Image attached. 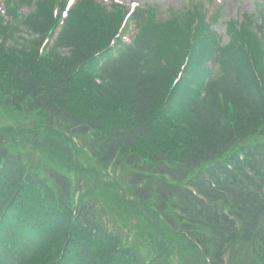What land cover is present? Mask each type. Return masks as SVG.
Segmentation results:
<instances>
[{
	"label": "trees",
	"instance_id": "obj_1",
	"mask_svg": "<svg viewBox=\"0 0 264 264\" xmlns=\"http://www.w3.org/2000/svg\"><path fill=\"white\" fill-rule=\"evenodd\" d=\"M63 8L0 0V108L85 140L95 167L43 168L0 125V264H157L176 239L189 264H264V41L230 22L221 46L196 10L137 9L112 58L127 11Z\"/></svg>",
	"mask_w": 264,
	"mask_h": 264
},
{
	"label": "rangeland",
	"instance_id": "obj_2",
	"mask_svg": "<svg viewBox=\"0 0 264 264\" xmlns=\"http://www.w3.org/2000/svg\"><path fill=\"white\" fill-rule=\"evenodd\" d=\"M109 1L111 2V0H109ZM118 1L121 3H128V4L135 2L138 5L142 4L143 6L145 4L146 5L152 4L157 8L156 13H157L158 18L164 19L170 13L176 12L179 10H183L185 7H188L192 3L198 2L200 0H118ZM220 1L223 5V10L221 12V16H222L221 22H226V20L236 19L245 13H252L254 11L257 3H262L264 0H220ZM107 4H110V3H107ZM217 31H218V33H220L223 36L224 27L219 26V28H217ZM223 41L225 44L228 43V39L226 37L223 38ZM3 115H5V114L0 108V125H2L1 127L12 126L13 124H18V123H20V125H17V126H22V127L23 126L29 127L31 125L29 123V121L22 123L23 121L19 120V117L17 115L16 116L14 115V119H9V120L7 119V116H3ZM3 119H4V121H3ZM38 122L40 124L39 128H41L42 133H45V131L47 130L46 129L47 124L39 118H38ZM52 137H53V135H52ZM96 193L98 196H102L103 198H104V196H106L105 194L103 196L104 192L100 191V189H99V191L96 190ZM94 197H96L95 194H94ZM105 199H106V202H110L111 198H105ZM101 204L104 205V203H101ZM105 207L107 209L112 210L115 213H117L118 216L122 215V218H124L126 220L125 225H130V224L133 226L139 225V222L136 219H134L133 217L128 220L127 217H125V215H123L126 209L120 208L118 203L116 206L105 204ZM126 212H128V211H126ZM140 227H138V228L129 227V231L131 232V234L133 236L136 237V235L142 234L141 231H139ZM137 242H138V244H140V250L145 251L146 255H147L149 246L148 245L143 246V244L140 241H137ZM172 244H173L172 249L167 250V252L164 253V256L157 262V264H189V261H186V260H188L189 256L194 254L196 248L193 246H189L185 243L183 244L179 239L178 240L176 239V241ZM155 255H158V253H155L153 255V257ZM169 257H170V259H169ZM241 259L235 253L232 256H229L226 258V264H246L248 257L247 258L245 257L243 260H241Z\"/></svg>",
	"mask_w": 264,
	"mask_h": 264
}]
</instances>
